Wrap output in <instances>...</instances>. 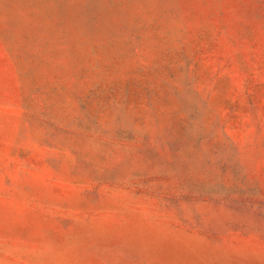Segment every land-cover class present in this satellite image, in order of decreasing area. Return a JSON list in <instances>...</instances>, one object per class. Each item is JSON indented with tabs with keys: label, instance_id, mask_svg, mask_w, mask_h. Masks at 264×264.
Here are the masks:
<instances>
[{
	"label": "rangeland",
	"instance_id": "rangeland-1",
	"mask_svg": "<svg viewBox=\"0 0 264 264\" xmlns=\"http://www.w3.org/2000/svg\"><path fill=\"white\" fill-rule=\"evenodd\" d=\"M0 264H264V0H0Z\"/></svg>",
	"mask_w": 264,
	"mask_h": 264
}]
</instances>
